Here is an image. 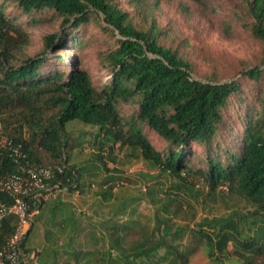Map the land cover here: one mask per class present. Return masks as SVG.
Listing matches in <instances>:
<instances>
[{
  "label": "trees",
  "instance_id": "16d2710c",
  "mask_svg": "<svg viewBox=\"0 0 264 264\" xmlns=\"http://www.w3.org/2000/svg\"><path fill=\"white\" fill-rule=\"evenodd\" d=\"M125 1L128 7L135 9L147 2ZM191 1L197 5L205 2ZM244 1L249 17L245 28L261 45L259 63L246 70L240 80L220 83L215 78L195 79L192 64L178 48L160 43L165 34L154 21L146 28L136 27L130 13L114 0H1L0 177L17 174L19 166L26 164L31 167L63 166V173L57 175L62 188L66 187L69 192L78 190L79 174L86 170L81 164H71L64 137L67 123L79 121L97 128L101 146L109 143L136 149L144 161L167 174L173 187L193 201L199 198L201 203L208 205L209 201L223 202L225 196L243 201L249 207L244 213L232 210L227 215L205 216L196 227L209 243L206 254L210 259L215 251L223 252L228 242L253 251L255 241L243 233L239 220L250 219L246 220L250 230L257 215L264 217V93L254 95L253 103L245 106L239 115V132L230 134H239L237 140L225 144L223 154L219 151L223 144L216 139L221 125L226 122L227 109L245 102L241 80L253 85L264 82V0ZM6 3L14 4L26 17L51 11L61 20L62 28L68 25L72 31L90 20L89 8L101 14V21L111 28L104 29L117 34L114 46L99 53L100 65L109 73V81L97 89L76 57L71 59L68 69L59 68L50 73L43 70L46 58L39 56L28 57L20 65L13 66L11 62L16 60L17 53L28 44V35L5 14ZM180 8L187 11L186 6L180 5ZM56 39L55 33L46 35L42 53L53 47L63 50L64 39L55 42ZM71 42L76 46L82 44L78 37ZM121 104L136 109L127 117L119 110ZM144 126L166 143L165 152L156 150L149 142L143 133ZM26 130L30 132L28 140ZM8 142L20 147L25 160L14 162L3 146ZM192 145L203 146L205 152L204 156H197L200 164L197 168L190 165ZM36 148L42 150L50 164L42 162ZM118 180L112 176L102 185L100 194L105 200L111 197L112 183ZM203 187H206L205 192ZM122 204L116 212L125 213L134 205V199ZM156 211L159 210H155L157 216ZM155 220V230L159 229V224L165 225V236L168 219L161 221L156 217ZM16 225L17 219L12 216L0 222V249L14 234ZM143 227L145 231L147 227L150 229L148 223ZM205 229L212 233L214 241ZM128 236L129 233L120 236L117 244L128 242ZM146 241L135 243L133 249H143ZM155 249L153 246L138 251L135 257H147ZM238 257L243 260L242 264H252L244 254L238 253ZM104 261L101 259V264Z\"/></svg>",
  "mask_w": 264,
  "mask_h": 264
},
{
  "label": "rangeland",
  "instance_id": "374dc122",
  "mask_svg": "<svg viewBox=\"0 0 264 264\" xmlns=\"http://www.w3.org/2000/svg\"><path fill=\"white\" fill-rule=\"evenodd\" d=\"M114 1L130 13L136 27L146 28L154 21L158 29H162L165 34V37L160 39V43L165 47H177L179 53L192 64L194 68L192 76L197 80L206 81L215 78L220 83L238 81L246 70L259 63L261 45L245 28L246 23H249V17L244 0H204V5H197L191 0H158L157 2L147 0L136 9L128 7L125 0ZM180 5L186 6L187 11L183 12ZM88 11L90 20L72 31L68 25L62 28L61 20L51 11L44 10L26 17L20 14L14 4L6 3L5 14L19 24L28 35V44L17 53L16 60L11 62L12 65L18 66L28 57H44L47 64L43 70L50 73L54 70L58 71L59 68L68 69L71 59L76 57L78 64L89 72L93 85L99 89L109 81V73L100 65L99 53L114 46L116 39L114 36L117 34L104 29L108 27L101 21L103 18L101 14L94 13L92 8ZM51 33L57 34L55 42L64 39L65 44L61 46L63 50H54L53 47L42 53L43 38ZM77 37L82 42L79 46L71 42V39ZM241 84L245 102L242 106L231 105L227 109L226 122L221 125L216 137L223 144L219 150L221 154L227 144L236 142L239 134L232 136L230 134L233 131L239 132L241 127L239 115L244 112L245 106L253 103L254 95L264 93V82L253 85L243 79ZM135 109L134 106L119 105L121 114L127 117L131 116ZM142 129L154 148L165 152L166 143L146 126ZM29 135L30 132L26 130V140L29 139ZM64 138H67L68 147L65 149L69 150L67 154L69 161L73 162L70 161L71 164L76 166L81 164L84 171L94 172L88 177L87 193H96L101 188V183L104 181L102 175L110 178L115 176L120 180L112 183L113 192L119 198H123L122 202L129 201L130 198L134 199V205L130 210L126 209L127 213L124 216L117 215L109 219L106 225L110 229H105L103 225L102 227L88 225L92 234L98 235L89 237V241L93 240V246L88 248L89 252L84 255L83 260L92 259L90 263H99V256L103 261L105 260L104 264H242L243 260L238 257V253H242L252 264H264V217L260 214L255 217L250 230L247 224L250 219L239 220V227L242 228L243 233L255 241L251 252L239 244L228 242L223 252L215 251L213 258L210 259L206 254L209 243L199 234V228L196 227L199 220L205 216L227 215L232 210L244 213L249 207L243 201L233 196H225L223 202L209 201L208 205L201 203L199 198L193 201L173 187L172 180L167 174L144 161L136 149L112 146L109 143L101 146L102 139L97 136V128L79 121L67 123ZM36 149L41 154L42 162L50 164L51 161L47 160L42 150ZM189 150L193 153L189 156L190 165L199 167L197 156L205 155L203 146L192 145ZM94 163L98 166L97 169L92 168L91 165ZM222 190L225 195L223 187ZM203 191H206V187H203ZM68 192L64 189L56 197H62ZM233 203L235 206L232 205ZM121 205L123 204L118 206V210ZM67 206L69 207L67 211L78 213L74 207L69 204ZM161 208L164 210L161 211ZM156 209L159 210L156 211L157 216ZM81 212L86 213L85 210ZM156 217L161 221L168 219L169 226L165 236V225L159 224V229L155 230ZM145 223L150 226L146 231L143 227ZM112 225L119 229L114 232ZM38 229V226H34L33 231L36 232ZM150 231L151 234L148 235ZM205 231L214 241L212 233L206 229ZM128 233V242H123L119 246L117 243L120 236ZM145 239L147 241L143 249H133L135 243ZM68 243L67 241L61 247L56 246V250L59 254L63 252L61 256L69 257L73 264L82 252L78 251V245L70 247ZM156 243L161 245H154ZM40 245L41 243L38 246ZM71 245H74V242ZM105 246L107 249L110 246L111 250L106 251ZM153 246L156 249L149 253V256L135 257L136 252Z\"/></svg>",
  "mask_w": 264,
  "mask_h": 264
},
{
  "label": "crops",
  "instance_id": "0c3cea01",
  "mask_svg": "<svg viewBox=\"0 0 264 264\" xmlns=\"http://www.w3.org/2000/svg\"><path fill=\"white\" fill-rule=\"evenodd\" d=\"M91 166L92 168H97L95 163ZM92 173L94 172L88 170L85 173L79 174L80 188L78 190L68 192L62 197H56L57 199L53 198L54 200L51 199L44 203L40 213L34 218L35 223L23 243V250L25 252L23 264H72V260L69 257H65V255L61 256L63 252L59 254V251L56 250V246L61 247L67 241L69 243L74 242V245H71L72 243H68V245L70 247L78 245V251L82 252V255L73 264L90 263L92 259L83 260L84 255L89 252L88 248L93 246V240L89 241V237L97 236L98 234H92V230H89L88 225L95 227H100V225L102 227L103 225L105 229H110L106 224L111 217L117 215L124 216L127 213L116 212V209H118V206L122 202L121 197L119 198L113 190L111 197L107 200L100 194L102 185L110 177L102 175V180L104 181L101 183V188L96 193H87L88 177ZM68 204L74 207L79 214L67 211L69 209ZM82 209L86 213H82ZM34 226L39 227L38 231H33ZM114 227L115 225H112L113 231L116 232L119 228L116 229ZM39 243H41L40 246H38ZM110 246L108 249L105 246V250H111ZM40 255H42L41 258ZM98 259L99 263L90 264H101L99 256Z\"/></svg>",
  "mask_w": 264,
  "mask_h": 264
},
{
  "label": "built area",
  "instance_id": "2783aa9c",
  "mask_svg": "<svg viewBox=\"0 0 264 264\" xmlns=\"http://www.w3.org/2000/svg\"><path fill=\"white\" fill-rule=\"evenodd\" d=\"M3 146L17 164L19 160H25L19 146L10 142ZM19 168L17 174L0 177V222L10 216L17 219L14 234L0 249V264H23L25 252L22 245L34 218L40 213L45 202L56 198L60 191L67 190L66 187L62 188L58 178L63 173V166L31 167L26 164Z\"/></svg>",
  "mask_w": 264,
  "mask_h": 264
}]
</instances>
